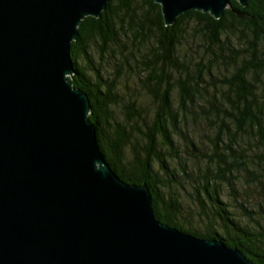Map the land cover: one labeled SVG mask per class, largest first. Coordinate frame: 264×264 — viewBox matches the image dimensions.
I'll use <instances>...</instances> for the list:
<instances>
[{
    "label": "trees",
    "instance_id": "trees-1",
    "mask_svg": "<svg viewBox=\"0 0 264 264\" xmlns=\"http://www.w3.org/2000/svg\"><path fill=\"white\" fill-rule=\"evenodd\" d=\"M79 30L70 79L110 167L160 222L264 264V0L170 26L156 0H110Z\"/></svg>",
    "mask_w": 264,
    "mask_h": 264
},
{
    "label": "water",
    "instance_id": "water-1",
    "mask_svg": "<svg viewBox=\"0 0 264 264\" xmlns=\"http://www.w3.org/2000/svg\"><path fill=\"white\" fill-rule=\"evenodd\" d=\"M110 0H0V264H255L160 222L148 185L119 177L70 79L80 26ZM167 25L232 0H156ZM247 6L249 0H237Z\"/></svg>",
    "mask_w": 264,
    "mask_h": 264
},
{
    "label": "rangeland",
    "instance_id": "rangeland-1",
    "mask_svg": "<svg viewBox=\"0 0 264 264\" xmlns=\"http://www.w3.org/2000/svg\"><path fill=\"white\" fill-rule=\"evenodd\" d=\"M129 82H130L129 85L131 84V92H134L136 90H142V88H141L142 84L140 83L138 78L132 79ZM195 131L197 132L198 130L195 129ZM241 176H242L241 174H238V177H240L241 179L244 180L243 176L242 177ZM237 182L239 184H242L241 180H237ZM195 209H197L196 205L193 206L192 211H195Z\"/></svg>",
    "mask_w": 264,
    "mask_h": 264
}]
</instances>
